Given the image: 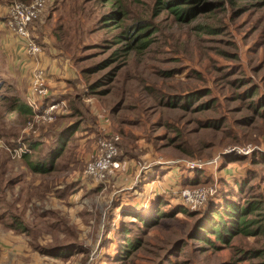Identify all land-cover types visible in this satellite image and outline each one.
<instances>
[{"label":"rangeland","instance_id":"374dc122","mask_svg":"<svg viewBox=\"0 0 264 264\" xmlns=\"http://www.w3.org/2000/svg\"><path fill=\"white\" fill-rule=\"evenodd\" d=\"M33 1L28 5L29 10L36 5ZM252 1L238 17H234L227 6V12L222 13L224 36L204 38L196 44L184 45L191 36L192 24L180 27L172 23L168 12L154 19L152 8L158 3L157 0H122L126 13L125 28L137 24L141 18L154 20L161 23L166 38L161 39L160 35L157 38L159 42L153 44L150 51L143 55L134 53L126 64L121 61L113 63L106 70H98L115 50L116 45L110 42L122 30L107 29L108 25L105 24L110 6H101L106 0H54L39 18L30 23L27 30L29 39L11 34L8 30L9 20L6 19L13 3L14 6L24 4L19 0H0V139L6 144V148L0 149V167L3 168L7 162L4 168L13 175V171L19 167L17 162L12 161L21 158L26 150L31 153L28 150L31 139L43 141L41 148L33 151V156H46L56 147V135L53 133H59L68 123L82 118L79 125H82L83 132L79 131L66 143L59 160L61 164H57L51 175L43 177H49L51 183H55L56 179L62 188L66 184L82 181L89 184V190L80 187L69 201H58L57 213L51 214L52 219H56L51 236H44L45 230L42 229L40 240L50 248L75 242L76 249L58 251L63 255L71 253V256L58 255L57 258L48 259L23 246L26 248L22 251L26 252V258L7 264H250L252 257L246 255L264 248L262 237L241 234L229 246L218 244V248H213L211 245L214 243L198 241L197 234L202 218H206L210 211L223 207L225 200H234L243 205L248 198L264 197V119L254 118L258 116L246 110L248 102L238 98L246 96L247 89L261 91L255 95L256 99L264 97V7ZM50 42L57 45L61 55H65L64 62H70L83 81L86 80V92L84 89L82 96H93L88 92L89 85L104 80L101 92L94 96L98 97L99 105L108 109L109 113L101 112L102 117H107L112 123L110 126L109 123L105 127L96 125V132L93 127L98 118H94L90 111H82V116L75 120L61 119V123L57 122L52 127L50 125L54 121L43 123L44 120L35 115L31 120H26L11 114L9 107L16 96H27L25 100L28 103L29 96H33L32 91L43 86L52 94V70L55 69H52L51 61H45L44 55V46ZM229 42L238 46L239 59L222 55L224 51L235 53L236 48L230 46ZM31 43L42 49L39 57L29 55L27 50ZM176 43L181 45L176 47ZM116 68L114 76L108 78L107 74ZM257 68L262 71L257 72ZM82 70L86 72L84 76ZM66 80L65 75L60 78L61 83ZM240 81L248 85H239ZM204 89L210 90V95L194 99ZM106 90L109 94L102 100L99 96H104L102 92ZM57 92L59 96L66 95L68 85ZM47 97L43 99L44 107ZM192 97L193 101L190 100ZM52 102L57 103L55 100ZM185 102H188V108L181 107ZM205 102L214 105L202 111L200 106ZM170 103L175 106L167 105ZM110 107L116 110V114L110 111ZM261 114H264V109H261ZM247 118L249 125L242 127ZM220 120H228V124L221 129L209 124H220ZM30 124L34 126V131H39V136L25 134ZM99 127L103 133H99ZM88 129L92 133L86 135ZM112 134L122 138L118 145L119 156L122 151L125 154L129 147L134 149L135 156L142 157L140 159L146 162L151 157L153 162L154 158L160 156L168 158V161H180L181 164H173L177 173L170 170L167 175H158V191L152 182H148V177H151L147 175L148 169L142 170L145 162L134 158L129 159L130 166H124L123 161L119 160L123 163V170L113 171L105 185L97 186L90 180H84L86 165L94 159L90 156L93 144L97 147L100 138ZM91 135L92 138H88ZM123 141L126 143L123 144ZM162 145L166 149L160 148ZM248 149L252 151L248 155H239L237 151ZM14 150L19 153L13 154ZM220 155L231 160L226 167L217 166ZM72 160H77L78 164L72 163ZM190 162L204 165L201 177L200 169L191 171L185 167ZM200 178L204 182L199 188L211 191V194L203 205L192 210L184 204L186 199L180 196V192L187 188L194 189L193 185L198 186ZM250 181L249 186L240 187V183L245 185ZM138 182L150 183L146 185V195L133 192ZM2 186L3 181L0 180V188ZM250 186L253 189L248 191ZM94 188L96 190L92 194L90 191ZM151 188L155 192L150 191ZM12 191L16 194L15 189ZM3 193L0 191V198ZM119 193L122 194L120 197ZM159 193L160 204L166 203L161 208L168 216H160L149 227L142 226L137 219L123 216L122 212L131 208L140 210L147 205L150 208L143 215H150ZM100 219L99 227L95 221ZM63 225L74 228V233L66 235ZM124 225L131 232L130 237L137 239L139 244L137 251L129 257L121 255L123 245L119 234ZM120 256H123L122 259ZM257 262L259 259H256Z\"/></svg>","mask_w":264,"mask_h":264},{"label":"trees","instance_id":"16d2710c","mask_svg":"<svg viewBox=\"0 0 264 264\" xmlns=\"http://www.w3.org/2000/svg\"><path fill=\"white\" fill-rule=\"evenodd\" d=\"M22 3L29 4L33 0H19ZM122 0H106L105 4H102V7L107 8L106 5L110 6V12L106 18V24L108 25L107 29H122L120 32L115 34L113 40L110 42L116 45L115 50L102 62V64L98 67V70H106L112 65L113 63L121 62L126 64L128 59L132 57L134 53L138 55H143L147 51H150L153 44L159 42L160 39H157L161 36V39L166 38V34H164V29L160 22H154V20H145L141 18L138 20L137 24L133 26H128L125 28L124 22L126 20V13L125 8L122 5ZM157 0V4L152 8V17L154 19L160 17L163 13H169L171 16L172 23L179 25L180 27L191 25L190 27V35L188 40L184 42V45H189L191 43L196 44L198 41L203 40L204 38H218L225 35V24L223 23V15L222 13L227 12V6L231 8L233 11V16L238 17L240 16L245 7L250 3L252 0ZM14 2V1H13ZM256 5H260L264 7V0H253ZM53 3V2H52ZM104 3V2H102ZM14 4V3H13ZM11 5V7L13 6ZM10 7V8H11ZM50 13V12H49ZM7 19V17H6ZM114 23V24H113ZM116 23V24H115ZM181 43H176L175 46L179 47ZM229 45L236 48L234 54H230L229 52H222V55L227 57H233L235 59L238 58V46L234 44V42H229ZM113 49V47L111 48ZM117 71V68L112 70L108 73V78H112L114 73ZM257 72L262 71V69H256ZM86 72L82 70V74L84 76ZM85 80V79H84ZM86 82V80H85ZM84 82V83H85ZM104 80L97 81L96 84H90V88L88 87V92L93 94L91 97L98 98L94 95H99L101 92V88L103 87ZM243 84L244 86L248 85L245 81H240L239 85ZM246 96H238V98H242L243 101H247L246 110L250 111L252 114H256L258 117L254 118H263L264 114H261V109H264V97L256 99L255 95L259 92L258 90L254 89H247ZM250 90V91H249ZM196 94L195 98L192 97L190 100L193 101L194 99L204 98L210 95V90H202ZM261 92V91H260ZM259 92V93H260ZM104 96H99L103 100L109 93L106 91L102 92ZM200 95V96H198ZM81 96L80 92L78 91V95ZM14 98L9 110L11 109V114H16L17 116H21L26 118V120H31L33 118L34 112L29 104L26 102L24 96H16ZM24 99H23V98ZM185 100V98L183 99ZM187 101V100H185ZM185 105H182V108H188V102H185ZM216 101H214V104ZM212 102H205L200 106V109L204 111L208 107L213 105ZM167 105L175 106V104L170 103ZM111 108V107H110ZM73 117L78 119L82 116L81 111L78 107L74 105L73 107ZM110 111L116 114V110L111 108ZM80 118L79 121H81ZM79 121H74L68 128L62 130L60 133H53L56 135V147L52 149L50 152H47L46 156H41L39 158H35L33 156V151H37L41 148L43 141L41 139H33L29 140L28 142V151H24L22 153V157L20 160H23L26 169L31 173L38 174V175H50L54 172L57 168V159L62 156L64 147L66 143L77 133L79 132ZM249 118H247L244 122L245 124L242 127H247L249 125ZM219 123H209L210 125L219 126L221 129L224 125L228 124V120H220ZM243 122V123H244ZM52 127V126H50ZM210 127V126H207ZM46 134V133H45ZM43 136H45L43 134ZM38 138V137H37ZM44 139V138H43ZM166 147L167 144H166ZM220 160L218 161L217 166L219 167L228 165L231 160L228 159L225 155H220ZM119 160L122 159V155L119 156ZM210 160V159H209ZM206 161V160H205ZM204 163V162H203ZM200 171V172H199ZM196 171L195 173L199 172V176L203 175L204 167L202 170ZM196 177V176H195ZM202 182H204L203 178L198 180L197 185H193V188H199L203 186ZM251 181L245 185L240 183L241 188H245L249 186ZM253 189V186L248 188V191ZM71 193V192H70ZM60 196H64L61 192H59ZM254 196V194H251ZM163 197V196H162ZM161 196H158L153 207L152 213L148 216L143 215L146 212L150 205L145 206L144 208L138 209H130L127 212H122L124 217L130 219H137L141 222L142 226L149 227L153 225L155 222L158 221L160 216L166 217V215L162 210V202ZM241 202H235L234 200H225L224 206L219 209H214L207 214L206 218H202L198 225L197 239L200 242L206 243H214L211 245L213 248H218V244H225L230 245L232 240L239 235H248V236H260L264 239V197L261 199L257 196L255 199L248 198L244 204H240ZM134 211L140 212L138 214ZM186 212V211H184ZM187 213V212H186ZM175 213L171 214L174 215ZM157 217V218H156ZM101 220V219H100ZM98 222V221H97ZM99 223V222H98ZM64 232L67 234H73L74 228H68V225H63ZM130 230L124 225L120 230V240L122 241V254L126 257H129L133 252H136L139 248V244L137 243V239H133L130 237ZM211 237H214V240H211ZM104 240V239H103ZM76 249L75 242L66 243L54 248H50L48 250H44L43 252H48L51 255V258H57L58 255L68 257L71 256V253H67L65 255L59 254V250H68V249ZM245 251H242V253ZM43 253V254H45ZM77 253V252H75ZM74 253V254H75ZM123 256L119 258L122 259ZM246 257H252L249 259L250 264H264V248L260 250H254L250 255H246ZM256 259H259V262L256 263Z\"/></svg>","mask_w":264,"mask_h":264},{"label":"crops","instance_id":"0c3cea01","mask_svg":"<svg viewBox=\"0 0 264 264\" xmlns=\"http://www.w3.org/2000/svg\"><path fill=\"white\" fill-rule=\"evenodd\" d=\"M44 47L46 50H44L45 61H51L53 63L52 69H55L52 70V72L54 73L51 79V83L54 89L52 91L51 98L54 99L58 105V109L54 114L55 120L50 126L55 125L57 122L61 123V119L63 120L64 118L75 120V118L72 116L74 112V105L78 107L81 112L90 111L94 118H98V120L95 121V125L93 127L95 128V130L98 128L96 127V125L99 124L101 125V127H105L109 123L110 126L112 123L107 120V117H102L103 112L109 113L108 109H105L102 107V105H99L97 98L82 96L85 89V84L82 76L79 72H76L77 70L75 68H72L70 62H64L66 59L65 55H61V51L59 50L57 45H54L50 42L48 46ZM71 62L73 64V61ZM63 75L67 77L65 83L60 82V78ZM67 85L69 88V92L66 95L59 96L60 93L57 91L61 88H66ZM78 91L80 92L81 96H76L78 95ZM69 94H72V96H69ZM73 94L75 96H73ZM26 97L27 96H24V98ZM101 110L103 112H101ZM99 117H101V119H99ZM71 124H73V122L68 123V126H66L65 129L68 128ZM59 131L61 132L62 130ZM79 131L81 133L83 132L82 125L79 127ZM99 131V133L104 132L100 127ZM113 131L115 130L113 129ZM96 132H98V130H96ZM89 133H92L89 129L85 131L86 135H88ZM39 135L40 133L38 131L36 136ZM92 136L93 135L88 136V138L91 139ZM124 143L126 142L123 141V144ZM93 145L94 149L92 154L90 155L92 157H94L96 150L95 144ZM125 147H128L127 144H125ZM160 148L166 149L163 145ZM128 149L129 150H125V154L124 151H122L121 161H123L124 166H130V163L128 162L129 159L142 158L140 156L134 155V149L129 147ZM61 157L62 156L57 159L56 164L60 163L59 160L61 159ZM140 160L143 161V163L145 162V167L142 168V170L148 169L149 172H147V175L153 177H148V182H152V184L155 185L154 187L158 188V191H160L159 186H156L157 183H159L156 181V179L159 177L158 175H167L170 170L175 174L178 171L173 166V163L177 162L176 160L168 161V158L166 159L162 156L157 157L156 159L154 158L153 162L152 157L148 160V162H146V160L144 159ZM12 162H17L19 167V169L17 170L18 172L13 171V175L9 173V170L7 168H4L7 162L6 164L4 163L5 165L3 166V168L0 167V180L3 181V186L0 188V191L5 192V194L3 193L2 198H0V264H7L13 261L24 260L26 258V252L22 251L27 247L30 248L34 253H38L43 257L51 259L50 253H42V248L44 246L45 250L50 249V246L47 245L45 241L40 240V238L43 236L42 229L45 230L44 236H51L52 230L56 227V219H52L51 214L57 211L56 207L58 201H69L71 197L80 190V187H82L84 190H89V184L86 185L85 181H82L81 183L76 184H66L62 188L58 186V182L56 179L55 183H51L49 177H43V175L29 172L28 169H26L23 160H20V158ZM71 162L78 164L77 160H72ZM69 165H71V163ZM153 170L154 173H152ZM24 184L26 186L22 187V185ZM149 184L150 183L142 184L138 182L134 187L133 192L136 191L138 195H146V192L148 191L146 185ZM12 189H15L16 194L13 193ZM95 190L96 188H94L90 192L94 194ZM150 191L155 192V189L151 188ZM59 192H61L64 196H60ZM121 195V193L118 194L119 197ZM158 195L161 196V193H159ZM98 222L95 221V223H97L100 227L101 220H99ZM23 246L26 248H24Z\"/></svg>","mask_w":264,"mask_h":264},{"label":"built area","instance_id":"2783aa9c","mask_svg":"<svg viewBox=\"0 0 264 264\" xmlns=\"http://www.w3.org/2000/svg\"><path fill=\"white\" fill-rule=\"evenodd\" d=\"M54 0H34L36 5L33 9L29 10L28 5L26 3H22L24 5H15L8 10L6 15L9 27L8 30L10 33H15L20 37H24L29 39V33L27 30L29 29L30 23H32L35 19L40 17V14L46 9V6L52 3ZM7 26V21H6ZM29 49L27 50L29 55L32 57L38 56L41 53L42 49L37 48L34 43L28 45ZM39 57V56H38ZM48 83V82H47ZM46 90V91H44ZM86 92V89H85ZM33 96H29V106L32 108L36 117H38L43 123H52L55 120L54 111L55 108L58 109V105L53 104L52 101V94L49 92L44 86L40 87L38 90L34 89L32 91ZM41 95V96H40ZM46 96L48 100L46 106L44 107L45 100H43ZM39 97L41 99H39ZM56 109V110H57ZM28 133V134H27ZM27 136H31L32 134H37V130L34 131V126L30 124V127L26 130ZM122 138L118 134H112L110 137L100 138L97 141V147L95 150L94 159L86 165V168L83 172V178L85 180H90L97 186L105 185L109 179L110 175L113 171H120L122 168L121 161H119V143H121ZM6 148V144L4 141L0 139V149ZM22 151V149H19ZM242 154L248 155L252 151L251 149L248 150H237ZM233 151H231L232 153ZM19 153L18 150H14L15 155ZM220 160V157H218ZM218 160V161H219ZM217 161V162H218ZM215 162V163H217ZM173 164H181L180 161H177ZM212 165V164H211ZM185 167L191 171H195L197 169L202 170L204 165L197 163V162H190L186 163ZM211 194L204 189L201 188H194V189H183L180 192V196L186 199L184 203L187 207L191 208L192 210L196 209L197 207L203 205L208 196Z\"/></svg>","mask_w":264,"mask_h":264}]
</instances>
